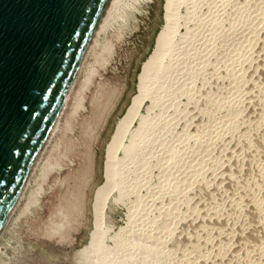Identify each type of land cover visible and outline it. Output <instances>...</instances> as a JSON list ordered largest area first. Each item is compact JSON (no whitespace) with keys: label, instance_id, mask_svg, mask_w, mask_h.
Returning <instances> with one entry per match:
<instances>
[{"label":"bare ground","instance_id":"6f19581e","mask_svg":"<svg viewBox=\"0 0 264 264\" xmlns=\"http://www.w3.org/2000/svg\"><path fill=\"white\" fill-rule=\"evenodd\" d=\"M132 4L107 1L16 204L62 127L87 55L109 25L127 19ZM163 10L136 92L105 145L104 180L94 193L83 250L89 259L81 264H264V0H164ZM221 54L225 60L218 62ZM51 158L42 165L44 176L58 166ZM115 203L126 205L127 219L112 232L107 217Z\"/></svg>","mask_w":264,"mask_h":264},{"label":"rangeland","instance_id":"374dc122","mask_svg":"<svg viewBox=\"0 0 264 264\" xmlns=\"http://www.w3.org/2000/svg\"><path fill=\"white\" fill-rule=\"evenodd\" d=\"M137 1L131 0L134 7L128 9L131 12L127 14V19L109 25L107 32L105 30L99 36L101 45L87 55L86 65L74 84L71 100L68 101L70 103L61 115L62 127L45 149L40 164L30 176V185L4 227L0 237V264H81L89 259H85L84 251L93 228L94 193L104 180L102 168L105 145L117 118L124 113L131 96L136 92L137 74L164 22V0ZM222 22H226L225 17ZM221 55L215 57L218 62L225 60L224 55ZM88 69L93 71L92 75ZM224 69L221 65L218 73L225 75ZM219 78L222 86L227 84V79ZM84 80H88L89 83L85 85L88 88L83 87ZM78 99L83 102L80 101L82 104L76 105V108L74 104ZM195 129L193 126L192 130ZM190 138L188 134L181 142L185 143ZM49 156L54 166H58L52 167L48 175L44 176L40 172ZM33 193H36L35 203L28 206ZM108 213L107 222L112 226V232L125 225V204L115 203ZM54 232L58 233L57 236ZM117 247L122 250L121 246ZM88 262L92 263L90 260Z\"/></svg>","mask_w":264,"mask_h":264},{"label":"water","instance_id":"95a60500","mask_svg":"<svg viewBox=\"0 0 264 264\" xmlns=\"http://www.w3.org/2000/svg\"><path fill=\"white\" fill-rule=\"evenodd\" d=\"M108 0H0V233Z\"/></svg>","mask_w":264,"mask_h":264}]
</instances>
